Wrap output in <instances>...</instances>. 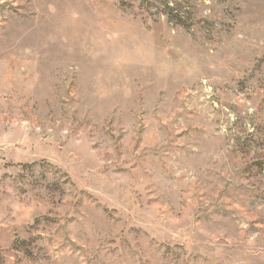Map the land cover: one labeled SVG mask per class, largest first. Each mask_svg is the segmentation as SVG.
<instances>
[{
    "label": "rangeland",
    "instance_id": "obj_1",
    "mask_svg": "<svg viewBox=\"0 0 264 264\" xmlns=\"http://www.w3.org/2000/svg\"><path fill=\"white\" fill-rule=\"evenodd\" d=\"M0 264H264V0H0Z\"/></svg>",
    "mask_w": 264,
    "mask_h": 264
},
{
    "label": "trees",
    "instance_id": "obj_2",
    "mask_svg": "<svg viewBox=\"0 0 264 264\" xmlns=\"http://www.w3.org/2000/svg\"><path fill=\"white\" fill-rule=\"evenodd\" d=\"M168 14L171 16L172 15V11H171V9H169V11H168ZM177 15H172V17H176ZM180 21V20H179Z\"/></svg>",
    "mask_w": 264,
    "mask_h": 264
}]
</instances>
